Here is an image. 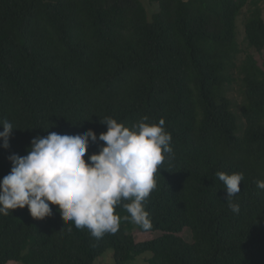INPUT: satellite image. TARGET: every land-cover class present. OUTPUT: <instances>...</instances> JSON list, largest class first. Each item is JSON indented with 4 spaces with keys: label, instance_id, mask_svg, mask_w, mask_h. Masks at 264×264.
Listing matches in <instances>:
<instances>
[{
    "label": "trees",
    "instance_id": "1",
    "mask_svg": "<svg viewBox=\"0 0 264 264\" xmlns=\"http://www.w3.org/2000/svg\"><path fill=\"white\" fill-rule=\"evenodd\" d=\"M149 1L158 5L151 20L141 0H0V121L18 128L8 148L0 140V180L36 135L99 136L107 117L129 128L163 118L174 153L143 202L151 228L124 219L121 204L118 231L97 239L64 223L57 205L42 220L25 206L0 214V264H96L110 249L115 264L147 253V264H264L259 0ZM246 7L243 49L236 23ZM238 82L244 128L230 96ZM104 143L89 141L86 162ZM217 171L243 173L239 213ZM137 232L156 237L137 241Z\"/></svg>",
    "mask_w": 264,
    "mask_h": 264
},
{
    "label": "clouds",
    "instance_id": "2",
    "mask_svg": "<svg viewBox=\"0 0 264 264\" xmlns=\"http://www.w3.org/2000/svg\"><path fill=\"white\" fill-rule=\"evenodd\" d=\"M100 123L107 131L99 136L91 129L75 136L49 132L32 138L26 155L11 154V170L0 180V214L8 216L10 210L27 206L33 218L42 220L53 214L50 205H57L64 223L71 221L99 239L118 231L120 217L115 207L122 204L129 213L124 219L151 228L143 202L157 186L158 169L166 158L174 157L171 133L163 127L165 120L150 123L143 116L131 128L111 117ZM0 127L2 146L8 148L9 138L18 128L7 120L0 121ZM90 140L105 143L86 162ZM215 177L226 189L228 207L239 213V204L232 198L241 191L243 173L217 171ZM256 186L264 190V180H258Z\"/></svg>",
    "mask_w": 264,
    "mask_h": 264
},
{
    "label": "rangeland",
    "instance_id": "3",
    "mask_svg": "<svg viewBox=\"0 0 264 264\" xmlns=\"http://www.w3.org/2000/svg\"><path fill=\"white\" fill-rule=\"evenodd\" d=\"M142 4L145 6V8L148 11V18L151 20L152 15L158 11V5L155 3H151L149 0H141ZM248 9L249 7H246L243 12L241 13V16L237 20L236 23V33L238 35V40L239 43L242 45L243 49H246L245 43H244V38H245V20L248 16ZM252 54H255L253 51H251ZM261 63H264V55H258L255 54ZM244 56V55H243ZM242 56V57H243ZM245 57V56H244ZM243 57V58H244ZM231 99L234 101V108L237 111L238 114V119L241 125V128H244L245 126V121L241 117V106L244 101L243 93H242V88L240 82H238L230 92ZM158 235V234H157ZM181 236L187 241V242H192V233L189 229H186L182 232ZM156 237V234H144L137 232L135 234V238L137 241H145L151 238ZM153 256L152 253H147L141 257H138V259L133 262V264H147L148 260ZM10 264H20V263H10ZM96 264H115L114 258H113V250L110 249L108 250L97 262Z\"/></svg>",
    "mask_w": 264,
    "mask_h": 264
},
{
    "label": "crops",
    "instance_id": "4",
    "mask_svg": "<svg viewBox=\"0 0 264 264\" xmlns=\"http://www.w3.org/2000/svg\"><path fill=\"white\" fill-rule=\"evenodd\" d=\"M259 3H260V5H261V7H262V11H263V18H264V0H259ZM264 55V52H263V54L261 55V56H263ZM264 60V59H263Z\"/></svg>",
    "mask_w": 264,
    "mask_h": 264
}]
</instances>
